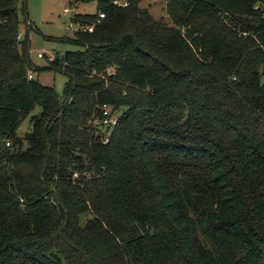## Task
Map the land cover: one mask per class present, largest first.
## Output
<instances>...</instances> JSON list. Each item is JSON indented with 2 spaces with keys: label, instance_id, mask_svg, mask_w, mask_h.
<instances>
[{
  "label": "trees",
  "instance_id": "trees-1",
  "mask_svg": "<svg viewBox=\"0 0 264 264\" xmlns=\"http://www.w3.org/2000/svg\"><path fill=\"white\" fill-rule=\"evenodd\" d=\"M76 1L59 95L0 0V264H264V0Z\"/></svg>",
  "mask_w": 264,
  "mask_h": 264
},
{
  "label": "rangeland",
  "instance_id": "rangeland-1",
  "mask_svg": "<svg viewBox=\"0 0 264 264\" xmlns=\"http://www.w3.org/2000/svg\"><path fill=\"white\" fill-rule=\"evenodd\" d=\"M25 2V3H24ZM72 9L67 0H21L19 18L21 20V37H29V59L32 66L33 77L42 85L54 87L59 95L64 94L67 77L59 72L47 69L52 63L50 58H63L67 52H76L81 47L70 40L80 29L73 23V14L65 15V8ZM141 8H147L156 20L171 23L167 14V0H142ZM75 8V7H74ZM77 15H96L98 3H80L76 7ZM264 82V76H263ZM28 118L21 133L28 130Z\"/></svg>",
  "mask_w": 264,
  "mask_h": 264
},
{
  "label": "built area",
  "instance_id": "built-area-1",
  "mask_svg": "<svg viewBox=\"0 0 264 264\" xmlns=\"http://www.w3.org/2000/svg\"><path fill=\"white\" fill-rule=\"evenodd\" d=\"M69 5L71 7H73L72 9H69L68 7L64 9V14L65 15H69V14H73L74 16L73 17H76L77 16V13H76V7L81 3L80 1H76V0H67ZM113 4L119 8H127L130 4V0H113ZM75 7V8H74ZM104 18H106V13L104 12H100L99 13V16H98V20L97 22H100L101 20H103ZM80 26V29L81 31H84V32H89V33H93L95 28H96V24H89V25H86V26H82L80 24H78ZM21 37V35H20ZM51 61H53V57L50 58ZM30 79L34 78L33 77V74H30ZM105 115L107 116L108 115V111L105 112ZM110 121L106 120V123H108ZM113 123H116L115 120H113Z\"/></svg>",
  "mask_w": 264,
  "mask_h": 264
}]
</instances>
